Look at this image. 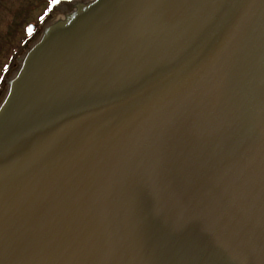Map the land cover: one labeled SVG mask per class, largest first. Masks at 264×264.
Returning a JSON list of instances; mask_svg holds the SVG:
<instances>
[{
	"label": "water",
	"instance_id": "obj_1",
	"mask_svg": "<svg viewBox=\"0 0 264 264\" xmlns=\"http://www.w3.org/2000/svg\"><path fill=\"white\" fill-rule=\"evenodd\" d=\"M80 1L7 80L0 264H264V0Z\"/></svg>",
	"mask_w": 264,
	"mask_h": 264
},
{
	"label": "rangeland",
	"instance_id": "obj_2",
	"mask_svg": "<svg viewBox=\"0 0 264 264\" xmlns=\"http://www.w3.org/2000/svg\"><path fill=\"white\" fill-rule=\"evenodd\" d=\"M7 1L8 0H0V105L2 104L8 91L7 85L3 91V83L13 78L19 69V66L16 68V70H13L12 68L17 60V57L15 53H11L13 51L11 47L17 45L18 41L17 39H15L16 37L12 35L13 32L11 31V29L17 27L19 35L17 36L18 40L20 41L22 38L27 39L26 41H28V43L31 42L28 45L29 48H31L40 40L46 27L55 22L57 19L63 18L66 15L67 10L65 8L68 7L64 6L66 2H62V0H60L55 7H50L49 4L52 2V0H49V4L46 2L45 4L42 3L34 11L31 18L29 17L28 19L23 20L25 22H22L21 18L25 10L22 1L11 3L10 6L7 5ZM69 2L71 4L74 3L73 0H69ZM1 11H3L4 14H2ZM6 17L10 18L11 20H20L12 22L8 21ZM35 19H39L37 21V27L35 29V32L32 33L33 35L29 36L26 33V28L32 22L35 23ZM29 48L27 49V51L29 50ZM25 53L23 55H25Z\"/></svg>",
	"mask_w": 264,
	"mask_h": 264
},
{
	"label": "flooded vegetation",
	"instance_id": "obj_3",
	"mask_svg": "<svg viewBox=\"0 0 264 264\" xmlns=\"http://www.w3.org/2000/svg\"><path fill=\"white\" fill-rule=\"evenodd\" d=\"M18 1H22L23 5H24V9H25V10H24V12H23V16H22V18H21V21H22V22H25V21H23V20H26V19H28L29 17L31 18V17L33 16L34 11L39 7V5H41L42 3L45 4V2L48 3L49 0H8V1H7V5L10 6L11 3H15V2H18ZM59 1H60V0H59ZM65 1H69V0H62V2H65ZM48 4H49V3H48ZM56 5H57V3L53 4L52 2L49 4L50 7H55ZM1 12H2V14H4L3 11H1ZM3 17H4V16H3ZM3 17H2V18H3ZM36 17H37V16H36ZM6 19H7L8 21H12V22H16V21L20 20V19H12V20H11V19L8 18V17H6ZM38 20H39V19H38ZM38 20L35 19L36 22H35V23H34V22L31 23L32 25L35 26V29H36V27H37V21H38ZM31 24H29V25H31ZM28 29H29V28L27 27V28H26V32L29 33ZM35 29H34L33 32H31V34L35 32ZM11 31L13 32L12 35L16 37L15 39H17V41H19L18 38H17V36H19V35H18L17 27L12 28ZM25 36H26V35H25ZM25 36H23V37H25ZM11 48H12V47H11ZM17 66H18V61L16 60V62H15L14 65L12 66L13 70H16Z\"/></svg>",
	"mask_w": 264,
	"mask_h": 264
},
{
	"label": "bare ground",
	"instance_id": "obj_4",
	"mask_svg": "<svg viewBox=\"0 0 264 264\" xmlns=\"http://www.w3.org/2000/svg\"><path fill=\"white\" fill-rule=\"evenodd\" d=\"M95 1L96 0H83V1L77 2L75 5L71 6V9L73 11H76V12H81L86 7L91 6ZM69 8H70V6L66 7L65 9L68 11ZM60 19H64V17L60 18Z\"/></svg>",
	"mask_w": 264,
	"mask_h": 264
},
{
	"label": "trees",
	"instance_id": "obj_5",
	"mask_svg": "<svg viewBox=\"0 0 264 264\" xmlns=\"http://www.w3.org/2000/svg\"><path fill=\"white\" fill-rule=\"evenodd\" d=\"M27 39H21L18 41V45L12 46L13 51L11 53H15L16 55L20 54L24 50V46L28 44V42H25Z\"/></svg>",
	"mask_w": 264,
	"mask_h": 264
},
{
	"label": "snow or ice",
	"instance_id": "obj_6",
	"mask_svg": "<svg viewBox=\"0 0 264 264\" xmlns=\"http://www.w3.org/2000/svg\"><path fill=\"white\" fill-rule=\"evenodd\" d=\"M58 2H59V0H52V3H53V4L58 3ZM28 31H29V33H31L32 29L29 28Z\"/></svg>",
	"mask_w": 264,
	"mask_h": 264
}]
</instances>
